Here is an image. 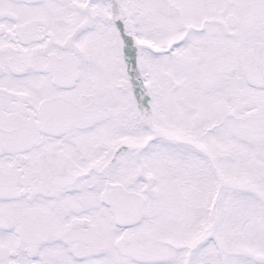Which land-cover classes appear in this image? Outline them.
Returning <instances> with one entry per match:
<instances>
[{
  "label": "snow or ice",
  "instance_id": "1",
  "mask_svg": "<svg viewBox=\"0 0 264 264\" xmlns=\"http://www.w3.org/2000/svg\"><path fill=\"white\" fill-rule=\"evenodd\" d=\"M0 264H264V0H0Z\"/></svg>",
  "mask_w": 264,
  "mask_h": 264
}]
</instances>
